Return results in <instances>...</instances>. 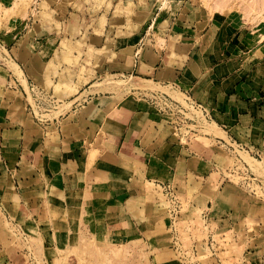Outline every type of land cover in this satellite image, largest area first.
Listing matches in <instances>:
<instances>
[{
    "label": "crops",
    "instance_id": "0c3cea01",
    "mask_svg": "<svg viewBox=\"0 0 264 264\" xmlns=\"http://www.w3.org/2000/svg\"><path fill=\"white\" fill-rule=\"evenodd\" d=\"M13 1L0 0V5ZM36 2L26 17L1 19L0 36L16 40L23 21H35L40 14ZM205 15L195 12L191 18L196 21H172L170 13L162 21L157 15L160 21L153 30L154 21H145L141 26L147 34L140 41L130 37L122 44L119 40L133 53L124 65L127 69L120 71L158 85L177 84L209 110L210 124L226 140L259 155L262 162L264 38H249L228 20ZM45 17L43 21L55 19ZM152 32L157 41L147 40L155 35ZM20 62L28 75V89L35 86L47 99L59 101L46 83V58L30 51ZM93 84L87 89L81 84L79 93L66 99L71 109L45 122L43 131L22 112L13 119H0V208L10 219L30 220L40 231L58 221L60 226L75 221L84 212L98 219L124 213L151 250L154 264H181L173 249V232L166 226L158 231L162 226L151 223L145 204L147 187L169 184L186 195L184 190L196 186L215 203L233 204L242 197L238 193L246 195L243 190L221 184L215 192L208 183L211 173L223 167L217 160L229 157L221 142L225 139L214 137L210 146L194 142L179 147L173 143L169 125L144 98L148 92H103ZM50 125L55 131L48 130ZM226 185L232 197L221 202ZM212 208L206 206L214 212ZM216 212L221 220L232 216Z\"/></svg>",
    "mask_w": 264,
    "mask_h": 264
},
{
    "label": "rangeland",
    "instance_id": "374dc122",
    "mask_svg": "<svg viewBox=\"0 0 264 264\" xmlns=\"http://www.w3.org/2000/svg\"><path fill=\"white\" fill-rule=\"evenodd\" d=\"M35 2L40 14L35 21H23L16 40L8 42L5 36H0V119H13L15 113L22 112L40 131L47 125L32 119L24 103L29 100L35 114L43 121L61 118L71 109L72 104L66 99L72 95L58 97L55 87L58 84L66 87L76 82L72 87L85 84L83 89H87L93 83H101L105 75L113 74V78L105 81H127L129 78L137 88L130 90L114 83L109 89L98 86L100 91L113 89L124 95L160 91L181 99L183 92L177 84L155 85L134 77L133 73L120 71L127 69L124 65L133 54L122 45L123 41L130 37L136 41L144 38L147 30L142 23L154 21L157 15L162 21L169 13L172 21H196L191 17L200 11L207 19L214 15L228 20L249 38H264V0H14L0 5V24L2 20L11 21L13 16L26 17ZM147 7L150 8L149 18L138 24L135 19ZM45 15L46 20L53 16L54 21H43ZM152 33L155 35L147 40L157 41L156 32ZM30 51H39L46 58V83L61 104L57 101L55 106L48 107V99L42 98L47 106H41L38 111L31 100L28 75L20 62ZM50 127L48 130L55 131L53 125ZM203 133L208 137L202 136L196 142L207 146L215 142L214 137L225 139L214 124L206 125ZM173 143L176 144L174 138ZM238 154L264 184V161L259 162L244 152ZM233 158L229 155L226 160L217 161L228 167ZM208 183L215 192L221 189L215 172L211 173ZM147 191L145 204L152 216L151 223L162 226L158 231H163L165 226L169 231L175 229L179 248L175 255L180 254L183 264H264V201L243 190L246 195L238 193L242 196L239 200L224 206L208 199L194 186L191 191L184 190L186 195L178 196L180 207L174 225L160 187L150 184ZM207 205L209 208L212 205L214 212L209 211L210 220L205 222L202 212ZM217 209L232 216L227 220L218 219ZM81 214L73 222L67 221L60 226L58 221L53 227L46 225L40 231L30 220L10 219L0 208V264H154L153 254L136 233L132 218L124 213L100 219L85 212ZM208 237L214 241L213 251L207 249Z\"/></svg>",
    "mask_w": 264,
    "mask_h": 264
},
{
    "label": "built area",
    "instance_id": "2783aa9c",
    "mask_svg": "<svg viewBox=\"0 0 264 264\" xmlns=\"http://www.w3.org/2000/svg\"><path fill=\"white\" fill-rule=\"evenodd\" d=\"M29 88L31 100L34 101L33 103L38 107V111H40L41 106H47L42 100V98H46V95L39 89H36L35 86L30 85ZM25 95L28 100L27 94ZM182 95L183 97L181 99H176L167 93L158 91L148 92L144 98L155 112L165 119L176 143L180 146L186 147L196 142L202 136H207L203 131L206 125L210 124L211 116L209 110L204 105L197 103L190 95H188V93L183 92ZM48 101V107L52 105L55 106L57 103L52 101V99H48ZM61 103L62 102L58 104ZM26 108L36 121L42 123L49 121H43L35 114L33 106L29 100L26 103ZM221 142L223 146L228 149L229 155L234 157V161L232 165L222 167L216 171L219 183L239 186L252 197L264 201V184L261 178L255 175L252 168L238 154L243 152L249 154L248 151L231 140H221ZM252 156L257 160H260L259 155L255 154ZM159 187L166 197L167 213L170 215L172 224L175 225V219L180 207L177 191L169 184H161ZM209 215L210 213L208 210L202 212V217L205 222L210 220ZM171 231L173 232V249L178 252L179 248L177 247V239L174 233L175 229L173 230L172 228ZM209 238L211 237H208V239ZM213 242L212 239L206 242L207 249L211 251L214 250L215 245ZM178 257L181 259L180 254H178Z\"/></svg>",
    "mask_w": 264,
    "mask_h": 264
},
{
    "label": "bare ground",
    "instance_id": "6f19581e",
    "mask_svg": "<svg viewBox=\"0 0 264 264\" xmlns=\"http://www.w3.org/2000/svg\"><path fill=\"white\" fill-rule=\"evenodd\" d=\"M149 7H147V8H145V9H142V12L138 15V17H137V19H135L137 22H138V24H140V22L141 21H145V19H147V18H149V16H148V14H149ZM10 10V9H9ZM7 12V11H6ZM11 12V11H10ZM160 12H162V13H164V10H161ZM13 13V12H12ZM156 21H160V20H157V19H155L154 20V22H153V25H151L150 26V29H154L155 28V25H157V22ZM139 28V25H137L136 26V28H135V30L137 31V29ZM127 49V48H126ZM125 49V50H126ZM126 55H128V54H126ZM136 55V54H135ZM123 58V57H122ZM135 59V58H134ZM124 61V60H123ZM51 68H52V66H51ZM54 69V68H53ZM115 75H113V74H107V75H105L104 76V78H102V79H104V80H102V82L101 83H94L93 84V86H92V88H94V87H98V86H100V85H103L105 88L104 89H109L110 87L111 88H113V86H111L112 84H116V85H121L122 87H125V88H130V90H131V88H133V89H136L137 88V86L138 85H134V84H132L131 82H130V79L128 78V80L127 81H125V80H117V81H112V82H108V81H105V80H107V79H111V78H113ZM105 81V82H104ZM147 81V80H146ZM148 82V81H147ZM82 83H84V81H82ZM154 84V83H153ZM68 86H66L65 87V85H58V86H56V94H57V96L58 97H60V98H63L64 96L65 97H69V96H71V95H73V94H76V93H78V91H79V86L81 85H77V87L75 88V87H72V86H70L69 84H67ZM156 85V84H155ZM64 88H63V87ZM78 88V89H77ZM103 91V90H102ZM237 187H239V186H237ZM240 188V187H239ZM241 190H243L242 188H240ZM177 195L181 198L182 196H184L185 194L183 193V191H178L177 192ZM232 197V191H231V188H230V186L229 185H226V188L223 190V192H222V195L220 196V200H221V202L222 201H224L225 200V198H226V200L227 199H230ZM229 202V201H228ZM208 209V208H207ZM209 211V210H208ZM203 226V225H202Z\"/></svg>",
    "mask_w": 264,
    "mask_h": 264
}]
</instances>
